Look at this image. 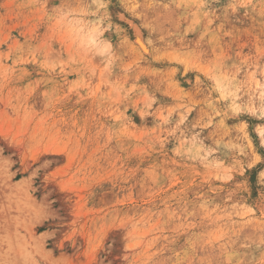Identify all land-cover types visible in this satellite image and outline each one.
Masks as SVG:
<instances>
[{
  "label": "rangeland",
  "instance_id": "374dc122",
  "mask_svg": "<svg viewBox=\"0 0 264 264\" xmlns=\"http://www.w3.org/2000/svg\"><path fill=\"white\" fill-rule=\"evenodd\" d=\"M0 264H264V0H0Z\"/></svg>",
  "mask_w": 264,
  "mask_h": 264
},
{
  "label": "bare ground",
  "instance_id": "6f19581e",
  "mask_svg": "<svg viewBox=\"0 0 264 264\" xmlns=\"http://www.w3.org/2000/svg\"><path fill=\"white\" fill-rule=\"evenodd\" d=\"M136 42V41H135ZM139 43V42H138ZM138 46H140V45H138ZM141 49V48H140Z\"/></svg>",
  "mask_w": 264,
  "mask_h": 264
}]
</instances>
